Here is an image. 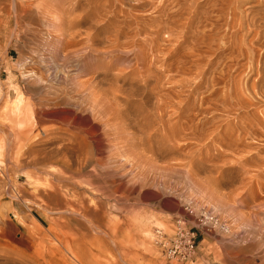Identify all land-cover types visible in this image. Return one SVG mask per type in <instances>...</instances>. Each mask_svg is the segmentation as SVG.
<instances>
[{"label": "rangeland", "instance_id": "374dc122", "mask_svg": "<svg viewBox=\"0 0 264 264\" xmlns=\"http://www.w3.org/2000/svg\"><path fill=\"white\" fill-rule=\"evenodd\" d=\"M0 69V263L264 264V0H0Z\"/></svg>", "mask_w": 264, "mask_h": 264}, {"label": "built area", "instance_id": "2783aa9c", "mask_svg": "<svg viewBox=\"0 0 264 264\" xmlns=\"http://www.w3.org/2000/svg\"><path fill=\"white\" fill-rule=\"evenodd\" d=\"M2 72L0 69V77ZM186 209L192 214L193 210L190 207ZM200 227H205L208 231L229 229L228 224L211 211H205L203 215L196 217L194 227H186L185 220L178 217L175 218L171 231L160 226L154 229L155 244L160 248L167 264H180L194 254L198 244L197 229Z\"/></svg>", "mask_w": 264, "mask_h": 264}, {"label": "bare ground", "instance_id": "6f19581e", "mask_svg": "<svg viewBox=\"0 0 264 264\" xmlns=\"http://www.w3.org/2000/svg\"><path fill=\"white\" fill-rule=\"evenodd\" d=\"M20 2V1H19ZM20 4V6H21V3H19ZM22 7V6H21ZM166 99V98H165ZM20 108V107H19ZM23 113V112H22ZM19 114V113H18ZM169 126V125H168ZM170 128V127H169ZM114 130V129H113ZM116 131H117V129H116ZM115 131V132H116ZM119 131V130H118ZM114 131L112 132L113 134L115 133ZM120 132V131H119ZM118 134H120V133H115V137L118 135ZM111 135V134H110ZM121 137V136H120ZM116 139V138H115ZM118 139V138H117ZM121 139V138H120ZM60 149V148H59ZM117 149V148H116ZM57 150V149H56ZM53 151V150H52ZM59 151V150H58ZM58 151H53V153L55 154V152H56V155H57V153H58ZM118 152V151H117ZM123 153V152H122ZM54 154H52L53 156H54ZM58 154H61L60 152L58 153ZM64 154V153H63ZM55 155V156H56ZM58 156V155H57ZM62 156V155H61ZM60 156V157H61ZM63 159V158H62ZM63 161V160H62ZM61 169V168H60ZM56 172H57V170L55 171V174H56ZM78 171H76V173H77ZM53 173V172H52ZM58 173V172H57ZM75 173V174H76ZM78 173H80V172H78ZM72 174H74V172L72 171L71 172V175ZM53 176H54V174H52ZM66 176V175H65ZM71 177H73V178H75V177H77V176H71ZM80 177V176H79ZM119 177V176H118ZM132 177V176H131ZM55 178V177H54ZM62 178V177H61ZM122 179V178H121ZM30 181V180H29ZM37 182V181H36ZM54 182V181H53ZM65 183V182H64ZM59 184H61V182H59ZM70 184V183H69ZM51 186V185H50ZM49 186V187H50ZM70 186V185H69ZM38 187V186H37ZM72 187V186H71ZM52 188V187H51ZM60 188V187H59ZM68 188V187H67ZM42 189V188H41ZM43 189H45V187L43 188ZM47 190H49V188H46ZM65 188H63L62 190H64ZM78 189V188H77ZM75 190V189H74ZM70 191V190H69ZM66 192V191H65ZM77 192H78V190H77ZM76 192V193H77ZM64 193V192H63ZM63 193H60L59 191H57V189L54 187V188H52V190L50 189V191L49 192H45L44 193V196L45 197H47L48 199H50V200H53L54 201V204L55 205H58V207L59 208H57V210L59 211L60 209H61V212H63V211H68L67 209H65V208H63L62 206H63V204H65L64 203V199L63 198H65L64 197V194ZM66 193H68V192H66ZM38 194V193H37ZM72 195H73V193H72ZM35 196H37V195H35ZM42 196V195H41ZM35 198H37V197H35ZM71 198V197H70ZM26 200H27V198H25ZM37 200H38V198H37ZM40 202L39 203H37V205L39 206V207H42V210H43V206L45 205V207H44V209L45 208H47V206H46V204L47 203H45L44 201H43V199L40 197ZM28 201H30V200H28ZM32 201H34V200H31V202ZM73 201V200H72ZM79 201V200H78ZM68 202V201H67ZM28 203V202H27ZM30 203V202H29ZM34 203V202H33ZM45 203V204H44ZM69 203V202H68ZM76 203V202H75ZM35 204H36V202H35ZM65 205H67V204H65ZM78 205L80 206L81 204H79L78 203ZM48 206H51V205H48ZM72 206V204L69 206V208ZM68 207V206H67ZM81 207H83V205L81 206ZM33 208V207H32ZM31 208V209H32ZM51 208V207H50ZM72 208H75V207H72ZM49 210V209H48ZM56 210V211H57ZM72 210V209H71ZM47 211V210H46ZM49 211H51V210H49ZM55 211V210H54ZM44 212V214L46 215L47 214V212L45 213V211H43ZM60 212V213H61ZM71 212V214H73V213H77V210H76V208L74 209V210H72V211H70L69 210V213ZM49 213V212H48ZM50 213H52V212H50ZM59 213V212H58ZM93 213V212H92ZM82 214H85V213H82ZM87 214V213H86ZM48 215V214H47ZM46 215V216H47ZM76 215V214H75ZM45 216V217H46ZM53 216L54 217H56L55 215H52V218H53ZM59 216V215H58ZM62 217V216H61ZM79 217H81V216H79ZM83 217V216H82ZM74 219H76V218H74ZM80 219V218H79ZM83 219V218H82ZM47 220H49V218L47 219ZM62 220H64V219H60V221L62 222ZM50 222H51V220H50ZM57 221H55L54 223H56ZM80 222V221H79ZM58 225L60 226V224L58 223ZM98 227V226H97ZM60 228V227H59ZM87 228V227H86ZM83 229V228H82ZM89 229V228H88ZM91 229H92V226H91ZM90 229V230H91ZM97 229V228H96ZM95 229V230H96ZM95 230H93L94 232H95ZM98 231H99V229H98ZM97 231V232H98ZM87 232V231H86ZM33 234V233H32ZM94 235V234H93ZM72 235H70V237H71ZM96 236V235H95ZM73 237V236H72ZM71 237V238H72ZM62 243V242H61ZM64 246H66V248H67V251H68V253L71 255V257H72V259L77 263V264H93V263H90L88 260H89V258L92 256L91 255V253H90V251L85 247V246H83V244L82 243H80L79 242V238L78 237H75V238H73V240H72V243L71 244H66L65 242H64ZM57 248H58V246H57ZM87 249V252H86V249ZM59 249V248H58ZM88 251H89V253H90V255L91 256H89V258H88ZM2 252V251H1ZM0 252V253H1ZM10 252V251H9ZM5 253V252H4ZM10 253H12V252H10ZM48 253V252H47ZM2 255H3V252L1 253ZM14 254V253H13ZM19 254V253H18ZM18 254H14V255H17V256H19V258L21 257V255H18ZM40 254H43V253H41L40 252ZM8 256V255H10V254H7V253H5V255H3V257L4 256ZM12 255V254H11ZM10 255V256H11ZM14 255L13 256H11V259H12V257H13V259L12 260H14V259H17L18 257L16 256V258H14ZM6 256V257H7ZM10 256H8V257H10ZM23 256V255H22ZM6 257L4 258V259H6ZM24 257V256H23ZM22 257V258H23ZM38 257H39V255H38ZM37 257V258H38ZM17 259V260H20V259ZM4 259H2V261H4ZM10 258L8 259V260H11ZM25 259V260H24ZM28 260V259H27ZM27 260H26V258H23V260L21 259V263H22V261H24L23 262V264L24 263H27V264H42L39 260H29V263L27 262ZM1 261V260H0ZM7 261V260H6ZM15 261V260H14ZM26 261V262H25ZM5 262V261H4ZM8 262V261H7ZM13 263V261H10V263ZM16 262H18V261H15L14 263H16ZM9 263V262H8ZM7 263V264H8ZM13 263V264H14ZM0 264H2V263H0ZM19 264V263H18Z\"/></svg>", "mask_w": 264, "mask_h": 264}]
</instances>
